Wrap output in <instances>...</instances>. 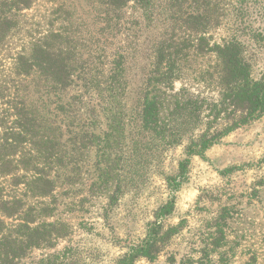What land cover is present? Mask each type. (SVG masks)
I'll return each mask as SVG.
<instances>
[{"label": "trees", "instance_id": "16d2710c", "mask_svg": "<svg viewBox=\"0 0 264 264\" xmlns=\"http://www.w3.org/2000/svg\"><path fill=\"white\" fill-rule=\"evenodd\" d=\"M254 14L264 18V0H0V215L19 219L0 217V264L65 235L63 220L42 218L60 194L84 186L111 205L130 165L184 146L183 176L189 156L263 115L264 72L247 56L264 50ZM173 207L113 264L156 262L182 229L164 220ZM227 218L165 262L231 264Z\"/></svg>", "mask_w": 264, "mask_h": 264}, {"label": "rangeland", "instance_id": "374dc122", "mask_svg": "<svg viewBox=\"0 0 264 264\" xmlns=\"http://www.w3.org/2000/svg\"><path fill=\"white\" fill-rule=\"evenodd\" d=\"M250 18L255 19V27L264 26L263 17L254 14ZM247 56L256 75L264 72V50L248 49ZM137 82L135 76L131 99ZM188 84L192 90L197 88L191 81ZM179 86L177 81L175 87ZM185 157L184 146H178L158 165H130L128 182L111 205L106 197L88 195L84 186L76 185L67 196L60 194L55 213L42 218L63 220L65 235L32 249L20 264H113L128 246L144 237L147 223L169 200L174 207L164 220L167 224L184 220L182 229L156 262L141 260L140 264H167L170 250L180 256L196 247L201 236H208L207 223L223 209L228 211L224 247L231 249V264H264V114L214 141L201 154L189 156L181 176L178 164ZM94 158L92 151L90 161ZM36 201L40 200L30 199L28 204ZM0 217L7 224L19 220L16 215Z\"/></svg>", "mask_w": 264, "mask_h": 264}]
</instances>
